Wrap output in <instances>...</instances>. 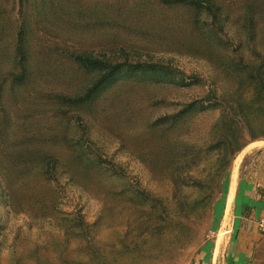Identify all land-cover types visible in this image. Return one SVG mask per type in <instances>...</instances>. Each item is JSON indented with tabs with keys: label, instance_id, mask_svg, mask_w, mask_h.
<instances>
[{
	"label": "rangeland",
	"instance_id": "obj_1",
	"mask_svg": "<svg viewBox=\"0 0 264 264\" xmlns=\"http://www.w3.org/2000/svg\"><path fill=\"white\" fill-rule=\"evenodd\" d=\"M261 171L264 0H0V264H204Z\"/></svg>",
	"mask_w": 264,
	"mask_h": 264
},
{
	"label": "crops",
	"instance_id": "obj_2",
	"mask_svg": "<svg viewBox=\"0 0 264 264\" xmlns=\"http://www.w3.org/2000/svg\"><path fill=\"white\" fill-rule=\"evenodd\" d=\"M259 174L249 189L237 196V205H231V212L220 221L217 235L205 245L204 264H248L263 241L258 220L264 217V171ZM251 206L253 212L245 213ZM259 214L257 220L254 215Z\"/></svg>",
	"mask_w": 264,
	"mask_h": 264
},
{
	"label": "built area",
	"instance_id": "obj_3",
	"mask_svg": "<svg viewBox=\"0 0 264 264\" xmlns=\"http://www.w3.org/2000/svg\"><path fill=\"white\" fill-rule=\"evenodd\" d=\"M258 225H259L261 232L264 234V217L259 218Z\"/></svg>",
	"mask_w": 264,
	"mask_h": 264
},
{
	"label": "trees",
	"instance_id": "obj_4",
	"mask_svg": "<svg viewBox=\"0 0 264 264\" xmlns=\"http://www.w3.org/2000/svg\"><path fill=\"white\" fill-rule=\"evenodd\" d=\"M62 105H63V104H62ZM8 184H9V186H10L11 183L9 182Z\"/></svg>",
	"mask_w": 264,
	"mask_h": 264
},
{
	"label": "bare ground",
	"instance_id": "obj_5",
	"mask_svg": "<svg viewBox=\"0 0 264 264\" xmlns=\"http://www.w3.org/2000/svg\"><path fill=\"white\" fill-rule=\"evenodd\" d=\"M231 198H232V197H231ZM231 201H232V200H231ZM231 201H230V202H231Z\"/></svg>",
	"mask_w": 264,
	"mask_h": 264
}]
</instances>
